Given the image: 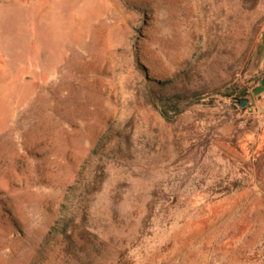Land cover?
Segmentation results:
<instances>
[{"label": "rangeland", "instance_id": "rangeland-1", "mask_svg": "<svg viewBox=\"0 0 264 264\" xmlns=\"http://www.w3.org/2000/svg\"><path fill=\"white\" fill-rule=\"evenodd\" d=\"M259 44L264 0H0V264H264Z\"/></svg>", "mask_w": 264, "mask_h": 264}, {"label": "water", "instance_id": "water-1", "mask_svg": "<svg viewBox=\"0 0 264 264\" xmlns=\"http://www.w3.org/2000/svg\"><path fill=\"white\" fill-rule=\"evenodd\" d=\"M262 52H263V45L262 44L257 45L256 46L255 55H254V58H253L254 66H256L259 63L261 55H262ZM232 99L236 103H238L240 106H245L249 102V98L245 97V96L232 97Z\"/></svg>", "mask_w": 264, "mask_h": 264}, {"label": "crops", "instance_id": "crops-1", "mask_svg": "<svg viewBox=\"0 0 264 264\" xmlns=\"http://www.w3.org/2000/svg\"><path fill=\"white\" fill-rule=\"evenodd\" d=\"M260 66L263 69V74H262L261 79H260V85L262 87L261 92H260V94H261L260 104L264 108V48H263V52L261 55Z\"/></svg>", "mask_w": 264, "mask_h": 264}]
</instances>
